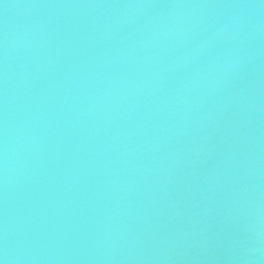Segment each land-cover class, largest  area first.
Returning <instances> with one entry per match:
<instances>
[{
  "label": "water",
  "instance_id": "1",
  "mask_svg": "<svg viewBox=\"0 0 264 264\" xmlns=\"http://www.w3.org/2000/svg\"><path fill=\"white\" fill-rule=\"evenodd\" d=\"M0 264H264V0H0Z\"/></svg>",
  "mask_w": 264,
  "mask_h": 264
}]
</instances>
